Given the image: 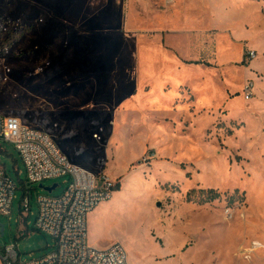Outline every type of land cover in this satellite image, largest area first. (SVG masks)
<instances>
[{
  "label": "rangeland",
  "instance_id": "1",
  "mask_svg": "<svg viewBox=\"0 0 264 264\" xmlns=\"http://www.w3.org/2000/svg\"><path fill=\"white\" fill-rule=\"evenodd\" d=\"M176 66L201 72L179 73L174 96ZM0 112L114 179L87 216L91 247L121 243L130 264H264V0H0ZM0 148L16 185L0 250L40 259L54 247L37 197L68 177L49 192Z\"/></svg>",
  "mask_w": 264,
  "mask_h": 264
},
{
  "label": "built area",
  "instance_id": "2",
  "mask_svg": "<svg viewBox=\"0 0 264 264\" xmlns=\"http://www.w3.org/2000/svg\"><path fill=\"white\" fill-rule=\"evenodd\" d=\"M249 51L247 57H255ZM253 93L252 83L243 87L246 100ZM0 141L11 143L25 169L28 183L67 176L61 195L38 196L35 230L49 235L53 250L40 259L19 261L18 243L11 242L0 250L1 264H130L121 243L104 249L91 247L87 238V215L97 205L112 197L115 181L103 172H93L72 163L45 131L24 123L20 118L0 112ZM16 185L0 165V214L11 211ZM27 194V195H26ZM21 210H28V193H24ZM27 216L25 214L20 220ZM27 229L19 233V239Z\"/></svg>",
  "mask_w": 264,
  "mask_h": 264
},
{
  "label": "crops",
  "instance_id": "3",
  "mask_svg": "<svg viewBox=\"0 0 264 264\" xmlns=\"http://www.w3.org/2000/svg\"><path fill=\"white\" fill-rule=\"evenodd\" d=\"M175 62H176V59L175 58H172ZM201 69H198V68H195V67H186V66H176L175 69L172 71H169V76L171 77L172 81H173V87L171 90H173L171 92L170 90V95H178L179 94V91H178V87L180 86L181 82L183 79H186V80H192V79H195L196 77V74H198V72L200 71ZM168 71H161L158 73L159 76H161L162 74L165 76L167 74ZM201 72V71H200ZM183 74L184 73V76L182 78V80L180 81L179 80V77L178 76H181L180 74ZM175 76H176V79H175ZM162 79V78H161ZM176 92V93H174ZM156 97V100H160L158 98V96H155ZM2 151V149L0 148V152ZM95 212V210H93L92 212H90L87 216L88 217H92L93 213ZM87 223V221H86Z\"/></svg>",
  "mask_w": 264,
  "mask_h": 264
},
{
  "label": "water",
  "instance_id": "4",
  "mask_svg": "<svg viewBox=\"0 0 264 264\" xmlns=\"http://www.w3.org/2000/svg\"><path fill=\"white\" fill-rule=\"evenodd\" d=\"M38 187H42L43 189H45V190L51 192L54 188L57 187V184H53V185H51V186H49V187H44L42 184H39ZM2 232H3V226L0 225V234H1V235H2Z\"/></svg>",
  "mask_w": 264,
  "mask_h": 264
},
{
  "label": "bare ground",
  "instance_id": "5",
  "mask_svg": "<svg viewBox=\"0 0 264 264\" xmlns=\"http://www.w3.org/2000/svg\"><path fill=\"white\" fill-rule=\"evenodd\" d=\"M68 16H69V15H68ZM142 212H143V211H142ZM145 219H146V218H145ZM255 244H257L259 247H261V246H260V243H257V242H256Z\"/></svg>",
  "mask_w": 264,
  "mask_h": 264
}]
</instances>
